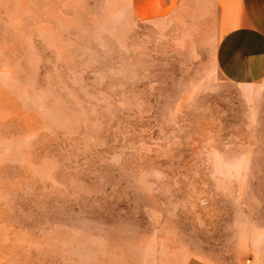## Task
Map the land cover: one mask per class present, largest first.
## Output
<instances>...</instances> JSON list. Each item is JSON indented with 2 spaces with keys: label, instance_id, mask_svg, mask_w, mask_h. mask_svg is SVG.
Wrapping results in <instances>:
<instances>
[{
  "label": "rangeland",
  "instance_id": "374dc122",
  "mask_svg": "<svg viewBox=\"0 0 264 264\" xmlns=\"http://www.w3.org/2000/svg\"><path fill=\"white\" fill-rule=\"evenodd\" d=\"M192 1L0 0V264H264V74Z\"/></svg>",
  "mask_w": 264,
  "mask_h": 264
},
{
  "label": "crops",
  "instance_id": "0c3cea01",
  "mask_svg": "<svg viewBox=\"0 0 264 264\" xmlns=\"http://www.w3.org/2000/svg\"><path fill=\"white\" fill-rule=\"evenodd\" d=\"M192 2L222 21L217 51L222 74L239 82L258 81L264 74V0Z\"/></svg>",
  "mask_w": 264,
  "mask_h": 264
}]
</instances>
